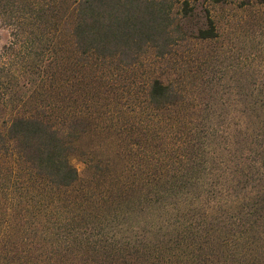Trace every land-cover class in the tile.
Wrapping results in <instances>:
<instances>
[{
    "label": "trees",
    "instance_id": "trees-1",
    "mask_svg": "<svg viewBox=\"0 0 264 264\" xmlns=\"http://www.w3.org/2000/svg\"><path fill=\"white\" fill-rule=\"evenodd\" d=\"M192 9L189 0H0V26L9 27L12 37L0 51V150L5 148L2 153L23 162L30 180L19 220L22 231L16 235H22L23 242L8 260H25L23 264H264V138L249 150L253 164L247 172L237 161L233 182L227 183L224 170L209 164L210 152L192 149L200 137L199 122L188 118L194 123L175 142L179 156L170 154L183 159L178 167L169 162L165 173L151 166L150 159L149 165L138 164L144 171L153 167V179L140 178L141 183L148 182L146 191L144 184L124 179L116 188L90 192L83 188L74 194L70 188L78 182L79 172L69 156L87 120L74 114L56 119L27 115L11 108V114L2 118L12 101L9 89L20 83L13 68L20 66L25 54L38 49L42 57L47 53L57 58L56 67L64 65L67 49L79 60L93 56L111 64L116 58L123 65L137 61L149 48L164 56L186 40L177 14L189 15ZM208 22V27L199 28V37L216 35L213 20ZM182 97L173 82L164 83L159 77H153L145 90V101L154 109L177 105ZM13 100L22 99L18 95ZM260 105L264 110V102ZM130 172L142 174L133 166ZM29 186L37 188V193ZM16 189L22 198L23 190ZM146 203L152 206L148 210L151 226L149 230L139 226L138 231L131 218ZM114 223L125 229L122 234L105 231ZM5 254L0 246V255ZM54 256L58 259L43 260Z\"/></svg>",
    "mask_w": 264,
    "mask_h": 264
},
{
    "label": "rangeland",
    "instance_id": "rangeland-1",
    "mask_svg": "<svg viewBox=\"0 0 264 264\" xmlns=\"http://www.w3.org/2000/svg\"><path fill=\"white\" fill-rule=\"evenodd\" d=\"M189 4L193 8L189 15L177 14L186 40L164 56L149 48L137 61L123 65L116 58L111 64L93 56L79 60V55L67 49L62 57L64 65L56 67L53 61L57 58L47 53L42 57L36 49L13 68L20 83L9 89L12 101L2 118L11 114V108L27 115L56 119L74 114L87 120L69 156L79 172L78 182L70 188L74 194L83 188L85 192L116 188L124 179L134 183H141L140 178L151 180L153 167L165 170L169 162L178 167L183 159L178 161L170 154L179 156L175 142L184 128L194 123L188 118L199 122L200 137L192 149L212 152L209 164L224 170V181L233 182L237 161L246 166L245 172L253 164L248 157L264 138V110L260 105L264 102V0H189ZM209 18L216 35L199 37V28L208 27ZM10 31L0 26V51L12 39ZM153 77L173 82L182 91L181 101L156 109L147 104L145 90ZM18 95L22 100L17 102L13 98ZM3 151L6 149L0 150V246L7 254L0 255V264H23L25 260L8 259L23 242L22 235H16L22 231L19 220L30 180L26 165ZM147 160L153 167L144 171L138 164L145 166ZM131 166L142 174L133 176ZM147 184L142 187L144 191L149 188ZM16 188L23 190L20 199ZM29 190L37 193L35 187L29 186ZM151 208L146 203L133 215L136 230L150 229ZM123 230L115 223L105 228L109 234H122ZM51 258L58 259L43 260Z\"/></svg>",
    "mask_w": 264,
    "mask_h": 264
}]
</instances>
